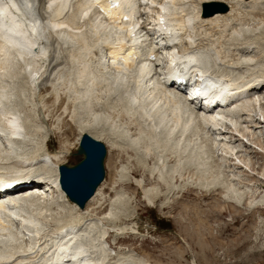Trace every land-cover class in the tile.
<instances>
[{"label": "bare ground", "instance_id": "obj_1", "mask_svg": "<svg viewBox=\"0 0 264 264\" xmlns=\"http://www.w3.org/2000/svg\"><path fill=\"white\" fill-rule=\"evenodd\" d=\"M14 1L0 0V180H4L3 184L15 182L13 186L28 182L37 185L24 190L22 194H15L16 197H9L10 207L0 206V264H152L135 250L115 252L112 246H107L110 235L106 228L117 229L120 227L119 222L126 223L130 217L127 210H123L122 214L119 212L121 206L129 204L127 199L123 200L120 196L112 203L109 200L110 209L107 212L104 211L106 201L99 200L94 202L96 206L90 211V204L102 195V187L98 185L95 195L87 203L89 206L86 204L84 210L70 203L60 189L57 171L59 166L54 164L59 154H51L45 149L47 135H43L40 141L38 139L40 153L30 158L22 156L26 143L31 145L35 138L31 129L26 126L27 118L22 114L23 111L17 112L10 108L15 80H21L18 89L21 95L28 90L41 97L42 92L51 86L49 84L60 81L62 76H72L64 81V85L70 83L81 86L75 92L72 90L76 98L86 101L88 105L95 103V106L100 102L103 105L118 103L123 115L130 117L129 122L126 120L127 136L124 140L131 155L133 152L136 158L133 163L143 167V170L147 168L149 174L155 176L153 179L157 183L168 186L169 192L174 186V174L177 171L166 163L169 160L167 157L165 163L161 161L159 164L161 157L157 150L164 148L161 146V139L167 141L170 136L176 138L177 140H172L174 147L181 142L185 145L191 143L192 140L184 142L188 137L184 139L185 135L192 134L189 136L191 139L192 136L199 135L198 138L194 137L197 143L199 141L198 155L209 161L195 157L196 160L197 157L201 160L197 166H202L203 169L199 172L202 177L196 178L198 181L194 185L205 191H219L223 199L237 206L264 208V190L257 197L248 179V183L241 180L242 168L252 170V173L254 171L251 169V157L240 155L243 151L247 152L248 146L253 144L264 151V73H259L261 76H247L250 68L245 66L252 62V56L262 47L264 0H167L169 3L163 0H145L144 3L149 4L146 7H142L141 0H133L134 10L138 6L137 12L140 14L143 11L147 16L137 17L135 10L127 14L129 21L125 24L120 20L123 15L116 13H112L116 17L112 20H105L95 11L88 15V9H82L81 4L74 0ZM208 1L225 3L229 7L228 12L201 19V4ZM56 3L61 4V8ZM156 6L172 18L168 31L171 40L179 43L178 45L162 48L165 45L162 38L168 36L163 33L161 38L151 24L134 32L135 23L153 22L151 15L158 14ZM10 19H13L10 21L11 25L8 23ZM25 22L29 25L26 26ZM254 23H259L257 28H252ZM246 33L249 36H244ZM139 37L141 40H138ZM60 38L74 40L73 46L78 44V53L81 51L82 54L77 53V57L73 54L67 56L66 53L73 51L71 47L72 50L68 49L62 56ZM63 43L66 45V42ZM225 44L228 48L223 55L221 50ZM94 47L97 49L95 54L99 56L98 61L97 58L95 61H102L101 69L86 66L90 62L83 64ZM148 49L157 51L156 62L150 63L145 59ZM168 56L180 57L178 62L182 68L188 67L192 69L189 70L191 73L197 72L205 77L203 84L207 85L208 93L218 89L228 91L222 95L211 93L213 95L210 102L215 105L214 110L196 105L191 100L192 93V98L189 99L188 95H180L176 93V89L168 88L166 83L171 79L172 73L168 65H164ZM72 72L74 73L71 74ZM189 84H192V91H199L200 85L196 77ZM105 95L106 99L101 101ZM112 109L116 110L115 107ZM114 112L117 114V111ZM89 113L87 115L91 116ZM88 123L83 124L89 126ZM87 126L80 127L81 133H86ZM193 130L198 131L194 133ZM88 134L86 135L93 139ZM83 135L80 136L79 143ZM100 136L94 133L93 137ZM242 139L246 140L244 144ZM21 144L24 146L21 147ZM110 145L113 148L120 147L115 142ZM140 147L142 151L139 150ZM170 147L171 145L168 148ZM34 148L35 146L31 147L29 154L35 153ZM172 149L171 147L169 150ZM19 150L24 152L20 154ZM218 150L222 152L219 159L215 157ZM151 160L155 162L150 167ZM231 161L235 163L230 164ZM163 165H166L165 170L161 168ZM212 166L217 174H210L214 172ZM223 167L227 171H222ZM232 168L239 170L233 172ZM121 171V178H124L126 184H129L127 173L136 177V171L131 172L126 166ZM261 176L264 177V168ZM145 181V178L137 179L135 184L142 189L143 197L150 206L153 207L161 197L166 200L169 196L167 192L166 195L161 194L159 186L147 189ZM125 229L126 226L117 230ZM193 264L198 263L193 261Z\"/></svg>", "mask_w": 264, "mask_h": 264}, {"label": "rangeland", "instance_id": "obj_2", "mask_svg": "<svg viewBox=\"0 0 264 264\" xmlns=\"http://www.w3.org/2000/svg\"><path fill=\"white\" fill-rule=\"evenodd\" d=\"M259 23H254L252 28H257ZM247 34L249 33L244 34V36H249ZM225 39L230 38L225 37ZM60 40L63 47L61 48L60 52L62 56L66 51L68 52L70 49L72 50L71 47H73V51L66 53L67 56L73 54L75 57H77L78 54H82L81 51V53H78V44H76L77 46L74 47V40L61 38ZM63 42H66L68 47ZM225 42H227V40ZM226 44L222 46L223 49L221 48L223 55L224 52L227 53L228 47ZM261 46L262 47H260L255 54L256 56H252V62H248V64L245 65L246 67L249 66L248 68L251 70H248L246 73L247 76H261L260 74L264 73V39L261 40ZM94 48L95 49L92 48L93 50L91 49L93 54L88 53L89 56L86 57L87 60L85 59L83 64L90 62V64H87L86 66L90 65L92 67L101 69L100 63L102 61L97 62L98 55L95 54L97 53V49L96 47ZM85 53L86 52H83V54ZM80 55L78 56L79 59L77 58L79 62L81 61ZM93 55H96V57ZM96 58L97 61H95ZM259 61L262 63H259ZM64 71L67 72V69ZM73 73L74 72L71 74ZM68 78H72V76H62L60 81L49 84L51 86H49L46 91L42 92L41 97L37 94L33 95L28 90L24 91V95H21L18 91L21 80L14 81L15 83H13V86L15 91L13 90V95L11 96L12 98L10 102V108L13 109V111L16 110L17 112L23 111L22 114L27 118L26 126L31 129L32 135L34 134L33 136L35 138V142H33L31 145L29 142L26 143L25 152L24 150H19L18 153H27V156L24 153L22 155L25 158H30L33 155L36 156L37 153H40L38 147L39 141L42 137H44L43 135H47L45 149L47 148V152H50L51 154H59L58 159H56V161L54 160V164H56L58 167L62 164L74 165L80 160V157L76 154L78 150L79 139L82 134L89 133L93 139L100 141L105 146L107 149V154L104 161L105 178L102 185L100 186L102 187V195L90 204V211L94 209L96 202L99 200L103 202L104 200L106 201L104 211L107 212L108 209H110L108 208L109 200L112 203L121 196L123 200L127 199L129 204L121 206L119 210L120 214L123 213V210L130 212V217L126 220V223H122L125 221L118 223L120 227L126 226L125 230H117L120 227H117V229L112 227L106 228L107 234L110 235L107 239V246H112L115 252L121 251L127 253L129 251L135 250L137 253L149 259L152 264H193V261H196L198 264H264V208L262 206L252 208H247L245 205L237 206L236 204L223 199L219 191H205L204 189H200L194 185V183H196L198 179L202 177V173L200 174L199 172L202 171L201 169H203V167L201 166L200 168L197 165L200 163L199 161L202 159L204 161L206 159L205 157L198 155L197 152L199 141L197 143L195 138H198L199 135L194 136L195 138L192 136V139L189 137L192 134L185 135L184 139L187 136L189 139L186 138L187 140L185 139L184 142H187L188 140L193 141V139L194 141H191L189 145L188 143L185 145L183 142H181L178 144L180 147H178L177 144L173 147L175 144L173 141L177 140L174 137L170 136V140L167 141L161 139V141H163L161 142V146L166 149L160 147V150H157V154L159 157H161L159 164L161 161L165 163V157H167L169 160L166 161V163L169 166L176 168L177 171L174 174L175 179L173 181L174 186L171 190L172 192H169L168 186L165 187L162 183H157L155 179H153L155 176H151L148 172L149 170H146L147 168L143 170V167L141 168V166L139 167L133 163L136 158L133 155V152L131 155L129 146L127 147L125 144L127 136L125 131L127 130V121L129 122L130 117L128 116V118L126 115H123L124 113L120 111L121 107L118 105V103H108V105H103V103L100 102L99 104L102 105L96 104L95 106V103L94 105L92 103L88 105L86 101L76 98V94L72 93L73 91L75 92V89H80L81 86L72 85L70 83L64 85V81H66ZM254 78L255 77H252V79ZM69 85H71L72 88ZM35 91L37 93V90ZM31 94L32 97H30ZM103 97L104 99L101 101L105 100L107 96L105 95ZM111 104H113L116 110L112 109L114 107H112ZM114 111H117L118 115ZM87 113L91 114V116H88ZM100 114L102 116H100ZM84 122H86V124L89 122V126L83 124ZM82 126H87L86 128L88 130L86 129V133H81L80 127ZM194 131L195 130L192 132ZM94 133L97 135L100 134V138L93 137ZM119 134L122 136V138ZM114 135H116V137ZM200 136H203L202 133H200ZM238 139L241 138L238 137ZM109 140L112 143L115 142V144H117L116 146H120L119 148L122 146V148H113V146L110 145L111 142ZM146 141L148 142L149 140L146 139ZM241 142L244 144L246 140L242 139ZM151 143L153 142L151 141ZM166 144L167 146H165ZM262 144L264 145V142H262ZM262 144L258 143V145ZM168 145H171L173 149L169 150L171 147L168 148ZM23 146L24 145L21 144V147ZM33 146H35V153L29 154L31 147ZM123 146H125L124 148H126L128 151L123 149ZM248 147L250 151L247 149V152L243 151L240 155L251 157V169H253L254 174L252 173V170L248 171L245 168H242L243 171L241 180L247 182L246 179H248V182H250V187L253 189L254 194L258 197L264 190V177L261 176L264 168V151L259 146L254 144L253 146L250 145ZM139 150L142 151V148L140 147ZM171 151L176 152L174 153ZM219 151L220 150L216 151L217 153L215 156L218 157V159L222 156V152ZM150 154H152V152ZM172 154L175 155L173 156ZM196 156L202 159L199 160L197 157L196 160ZM206 161L209 160L206 159ZM154 162L155 161L152 160L149 161V166L151 167ZM156 162H158V159ZM216 163L220 164L218 161ZM232 163H235V161L230 162V164ZM211 164L216 165L214 163ZM124 166L129 168L131 172L136 171V179L133 178L130 173H127L126 178L128 179L127 183L129 184L124 182L123 177L121 178V169ZM164 166L166 168V165L161 167L163 170H165ZM211 168L214 169V166ZM225 168L223 167L222 171H227ZM196 169L199 171H196ZM238 170L239 169L233 170L232 168L233 172H237ZM213 171L214 172H210V174H217L216 169ZM123 172L125 173V171ZM181 175L183 178L180 177ZM248 175L251 177H247ZM139 178H145L147 189L159 186L161 194H167L169 196L166 197V200L161 197L153 207L150 206L143 197L142 189L138 188L135 184L137 179L140 180ZM166 180H169V178ZM183 185L185 186L183 187ZM162 202H164L166 205H163ZM99 212H102V210ZM89 214L93 215L91 212H89ZM111 254L114 255V252L111 251Z\"/></svg>", "mask_w": 264, "mask_h": 264}, {"label": "water", "instance_id": "obj_3", "mask_svg": "<svg viewBox=\"0 0 264 264\" xmlns=\"http://www.w3.org/2000/svg\"><path fill=\"white\" fill-rule=\"evenodd\" d=\"M226 7L222 5L204 6V17L215 13H223ZM83 156L74 166L61 165L59 167V183L67 198L83 209L86 202L93 196L97 186L104 179V159L106 149L103 144L94 141L84 134L77 151Z\"/></svg>", "mask_w": 264, "mask_h": 264}, {"label": "snow or ice", "instance_id": "obj_4", "mask_svg": "<svg viewBox=\"0 0 264 264\" xmlns=\"http://www.w3.org/2000/svg\"><path fill=\"white\" fill-rule=\"evenodd\" d=\"M115 6V5H114ZM126 18V17H125Z\"/></svg>", "mask_w": 264, "mask_h": 264}]
</instances>
